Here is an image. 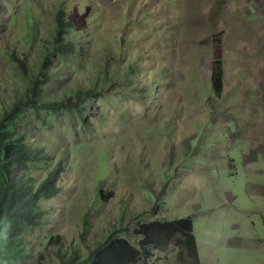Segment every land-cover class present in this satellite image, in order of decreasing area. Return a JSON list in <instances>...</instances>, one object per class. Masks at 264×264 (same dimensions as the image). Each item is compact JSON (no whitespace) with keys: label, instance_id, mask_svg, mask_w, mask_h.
<instances>
[{"label":"rangeland","instance_id":"obj_1","mask_svg":"<svg viewBox=\"0 0 264 264\" xmlns=\"http://www.w3.org/2000/svg\"><path fill=\"white\" fill-rule=\"evenodd\" d=\"M58 8L74 24L65 41L81 52L43 70L45 81L55 77L39 100L68 108L23 106L29 79L14 60L37 72ZM257 15L251 0H0V120L15 122L41 155L30 168L37 179L62 165L58 193L42 202L48 223L27 243L61 234V247L46 251L48 264L61 263L57 252L84 258L111 233L132 239L141 222L187 217L201 264H255L251 246L232 251L229 243L232 224L247 244L261 223L252 194L258 175L243 168L247 136L264 116ZM214 60L224 66L220 95L210 80ZM229 194L233 205L224 202ZM157 257L155 264H185L173 246Z\"/></svg>","mask_w":264,"mask_h":264},{"label":"trees","instance_id":"obj_2","mask_svg":"<svg viewBox=\"0 0 264 264\" xmlns=\"http://www.w3.org/2000/svg\"><path fill=\"white\" fill-rule=\"evenodd\" d=\"M27 23L28 27L33 25L31 14L27 15ZM53 24L49 48L40 60L35 74L29 73L31 67L21 58L14 60L21 74L29 79L26 92L22 96L23 106L38 108L40 105L46 111L68 108L61 101L39 100L42 94L41 85L55 77L51 73L45 81L43 70H51L55 59L59 62L67 61L77 51L81 52L80 45H75L71 40L65 41V33L68 29L72 31L74 24L66 18L64 8L56 10ZM211 65L212 89L215 94L220 95L224 90L223 62L214 60ZM86 93H91V90ZM74 96L79 101L86 99L79 90ZM13 107L16 108L17 103ZM75 107L82 113L83 108ZM42 160L41 155L35 150L32 151L31 146L25 142L23 133L17 130L15 122L10 123L4 118L0 120V259L5 261L26 264L35 258L33 264H48L46 251L53 245H62L64 237L61 234L44 236L43 242L40 241L41 244L37 247L27 244L30 243L28 236L34 231L41 232L48 223L49 218L45 215L42 202L59 191L61 163H56L43 178L37 179L30 168ZM99 191L102 194V190ZM132 234V239H129L111 233L94 247H89L84 258L75 252L65 259L57 252L58 257H62L60 264H155L157 256L170 246L177 250L178 259L184 260L185 264H201L191 217L141 222ZM39 259H42V263Z\"/></svg>","mask_w":264,"mask_h":264},{"label":"crops","instance_id":"obj_3","mask_svg":"<svg viewBox=\"0 0 264 264\" xmlns=\"http://www.w3.org/2000/svg\"><path fill=\"white\" fill-rule=\"evenodd\" d=\"M251 1L255 2L256 9L260 13V16L257 15L254 17L257 21L263 23L260 28H264V6L260 0ZM262 1L264 2V0ZM256 20L254 19L253 21H251V23L255 22ZM260 73L263 72L261 71ZM247 138H251V143L248 145L250 147L248 149V152L250 153L251 157L249 158L247 155H245V165L243 166V168L247 172H253L258 175V179L256 180L258 186H256V191L252 194L258 204L257 214L261 215V223L259 227L260 231L254 232L252 234L251 242L245 244L244 241L241 240V233L238 232V230L240 229V225L232 224V230L235 231L232 234L237 235L235 239H232L230 241L229 247L232 251H235L241 245H246L248 247L251 246L252 254L255 259V264H264V180H260L261 178H264V116H259L257 120L253 123L250 134L247 136ZM230 197L232 198L231 200ZM224 202L226 205H233V203L235 202V198L231 194H229V200H224ZM253 221L254 218H252V223L254 224ZM259 254H262V257H260Z\"/></svg>","mask_w":264,"mask_h":264}]
</instances>
